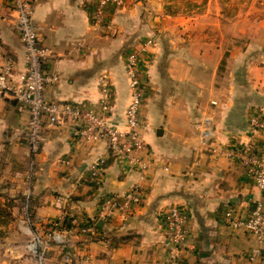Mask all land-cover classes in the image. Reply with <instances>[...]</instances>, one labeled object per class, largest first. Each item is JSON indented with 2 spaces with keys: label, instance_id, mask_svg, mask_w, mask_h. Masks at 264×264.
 <instances>
[{
  "label": "crops",
  "instance_id": "obj_1",
  "mask_svg": "<svg viewBox=\"0 0 264 264\" xmlns=\"http://www.w3.org/2000/svg\"><path fill=\"white\" fill-rule=\"evenodd\" d=\"M90 1L35 0L33 22L51 50L44 68L58 75L43 98L95 104L99 77L106 74L115 92L109 122L124 130L126 55L152 37L157 46L141 54L140 66L153 88L141 111L150 151L141 156L148 168L141 172L104 143L85 141L70 122L46 128L45 142L33 154L25 141L28 110L0 98V205L8 202L13 217L0 264H33L28 241L34 234L44 239L61 215L68 227L60 230L61 242L49 245L46 264H246L258 244L248 232L227 226L223 213L233 207L245 216L256 200L264 213V189L218 149L252 139L249 118L264 113V6L260 13L252 7L264 0H183L174 12L165 0H127L109 8L100 28L90 22ZM241 1L250 7L243 14ZM16 23L13 0H0V56L13 58L14 75L28 65ZM255 140L261 143L263 136ZM94 161L102 167L100 183L85 172ZM136 185L142 205L106 221L96 218L108 194ZM171 205L190 216L178 248L158 216ZM93 221L97 235L87 241L79 227ZM260 248L252 264H264Z\"/></svg>",
  "mask_w": 264,
  "mask_h": 264
},
{
  "label": "built area",
  "instance_id": "obj_2",
  "mask_svg": "<svg viewBox=\"0 0 264 264\" xmlns=\"http://www.w3.org/2000/svg\"><path fill=\"white\" fill-rule=\"evenodd\" d=\"M17 13L16 28L23 44L28 65L23 72L14 75L15 62L12 57L0 56V98L7 97L22 104L29 113L26 125L25 141L31 153L40 151L45 142L44 130L58 123L70 122L77 126L78 135L88 142H102L106 150L114 157L139 168L142 172L148 168L141 154L149 155L142 130L145 128L141 119L143 105L144 79L141 69V54L155 46L153 38L142 41L138 48L129 51L124 62V71L129 89V102L125 109V126L120 130L109 122L114 98V89L106 74L99 77L100 96L95 104L77 102H53L43 98L42 92L48 85L58 81V75L49 73L44 68V62L51 50L41 43L40 35L33 22L35 0H13ZM127 0H91L89 2V19L98 28L106 24L109 8L124 7ZM212 103H214L212 101ZM249 130L252 139L239 145L221 147L219 153L231 160H236L245 173L252 178L255 186L264 189V113L250 116ZM262 135L263 140L257 143L255 135ZM68 163V159H59ZM85 172L91 181L100 183L102 167L94 161L87 165ZM192 174V172H189ZM144 197L139 186H133L122 194H108L97 208L96 218L106 221L116 214H127L134 207L142 205ZM166 238L178 248L188 234L189 213L179 205L163 208L158 213ZM65 216L61 215L52 221L51 229L44 239L34 234L28 244V249L37 253V247L47 248L51 243L61 242L60 230L65 229ZM223 222L233 228L241 229L251 234L258 245L247 255L246 264H252L260 255V244L264 245V213L261 200H256L249 213L238 214L233 207H228L223 213ZM96 221L81 224L79 232L86 240H92L97 235Z\"/></svg>",
  "mask_w": 264,
  "mask_h": 264
},
{
  "label": "rangeland",
  "instance_id": "obj_3",
  "mask_svg": "<svg viewBox=\"0 0 264 264\" xmlns=\"http://www.w3.org/2000/svg\"><path fill=\"white\" fill-rule=\"evenodd\" d=\"M165 2H166V5H167V11L168 12H174L175 10H179L184 5L183 0H165ZM260 2L261 1L256 2L252 6L253 8H255L256 13H260V10H259L260 7L264 6V3L261 4ZM229 6H232V5H229ZM239 6H240L242 14L245 11H247L248 9H250L249 3L246 4V3H244V1H241ZM147 37L149 38V36H146V37H143V38L145 39ZM155 43H157L156 40H155ZM156 46H157V44H155V46H153V49ZM124 53H126V51ZM142 87H143V101H145V98L151 93V91H153V88H151L150 85H148V83H146V82H144L142 84ZM141 111L143 113V107H142ZM142 117H143V114H142ZM143 120H142V122H143L144 126H146L145 122ZM144 129H143V131H144ZM3 204H4L3 206L0 205V250H2L4 248H7V246H8V243H7L8 242L7 239H8V236H9V226H8V224L10 223V221L13 218L11 211H9V209H8V207L10 206L8 204V202H5ZM28 244H29V241H28ZM48 247L45 248V249H43L41 246L37 247V250H38L37 253H32V256L34 258V263L33 264H46L45 257L47 255ZM49 264H55V263L49 262ZM64 264H67V262L65 261Z\"/></svg>",
  "mask_w": 264,
  "mask_h": 264
},
{
  "label": "trees",
  "instance_id": "obj_4",
  "mask_svg": "<svg viewBox=\"0 0 264 264\" xmlns=\"http://www.w3.org/2000/svg\"><path fill=\"white\" fill-rule=\"evenodd\" d=\"M64 227H68L67 221L65 222V225H64Z\"/></svg>",
  "mask_w": 264,
  "mask_h": 264
}]
</instances>
